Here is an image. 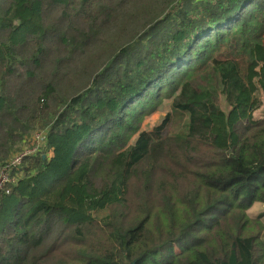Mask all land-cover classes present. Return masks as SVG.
<instances>
[{"label": "trees", "instance_id": "16d2710c", "mask_svg": "<svg viewBox=\"0 0 264 264\" xmlns=\"http://www.w3.org/2000/svg\"><path fill=\"white\" fill-rule=\"evenodd\" d=\"M35 131L0 264H264V0H0V166Z\"/></svg>", "mask_w": 264, "mask_h": 264}, {"label": "rangeland", "instance_id": "374dc122", "mask_svg": "<svg viewBox=\"0 0 264 264\" xmlns=\"http://www.w3.org/2000/svg\"><path fill=\"white\" fill-rule=\"evenodd\" d=\"M171 102L172 99H167L163 105L159 106L156 110L148 112L146 115L144 121L142 124H140V130H150V131H159L163 127L165 120L170 113L171 110ZM151 109V108H150ZM149 109V110H150ZM206 120H209V116L206 113H201L200 116H197L194 114V112H191V131H195L198 129V127L204 123ZM43 132V131H35L32 133L30 137L25 139L21 144L18 145L17 151L13 152V154L10 156V159L8 162L14 159L18 154L21 152L27 150L28 148H31L33 144V137L37 135L38 133ZM137 139V136L133 137L131 143H134L135 140ZM24 164V163H23ZM23 166V165H22ZM1 167V166H0ZM13 174V171L10 172V178ZM24 171L20 170L18 171V176H23ZM16 177V178H17ZM13 181H14V176H12ZM18 179V178H17ZM249 214L252 217L256 216H262L260 217L264 221V204L260 202H256L250 209H249Z\"/></svg>", "mask_w": 264, "mask_h": 264}, {"label": "built area", "instance_id": "2783aa9c", "mask_svg": "<svg viewBox=\"0 0 264 264\" xmlns=\"http://www.w3.org/2000/svg\"><path fill=\"white\" fill-rule=\"evenodd\" d=\"M33 146L28 148L27 150L21 152L13 160L7 162L6 165L0 167V188H4V186L11 180H13L12 176L10 178V172L19 169L26 159L31 156H37L38 154L43 155L44 157H51L53 154V150L47 151L48 146V136L47 132L43 131L38 133L33 137ZM18 175V173H17Z\"/></svg>", "mask_w": 264, "mask_h": 264}, {"label": "water", "instance_id": "95a60500", "mask_svg": "<svg viewBox=\"0 0 264 264\" xmlns=\"http://www.w3.org/2000/svg\"><path fill=\"white\" fill-rule=\"evenodd\" d=\"M133 264H135V263H133Z\"/></svg>", "mask_w": 264, "mask_h": 264}, {"label": "crops", "instance_id": "0c3cea01", "mask_svg": "<svg viewBox=\"0 0 264 264\" xmlns=\"http://www.w3.org/2000/svg\"><path fill=\"white\" fill-rule=\"evenodd\" d=\"M257 217V216H256Z\"/></svg>", "mask_w": 264, "mask_h": 264}]
</instances>
